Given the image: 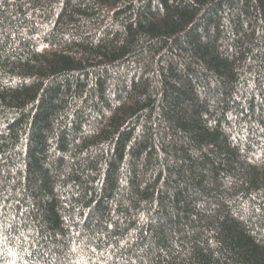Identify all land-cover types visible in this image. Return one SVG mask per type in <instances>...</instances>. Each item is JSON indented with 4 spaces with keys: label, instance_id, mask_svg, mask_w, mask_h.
Listing matches in <instances>:
<instances>
[{
    "label": "trees",
    "instance_id": "obj_1",
    "mask_svg": "<svg viewBox=\"0 0 264 264\" xmlns=\"http://www.w3.org/2000/svg\"><path fill=\"white\" fill-rule=\"evenodd\" d=\"M0 264H264V0H0Z\"/></svg>",
    "mask_w": 264,
    "mask_h": 264
}]
</instances>
